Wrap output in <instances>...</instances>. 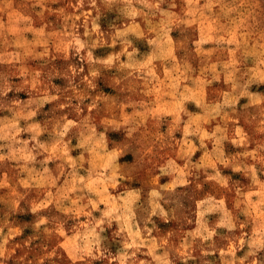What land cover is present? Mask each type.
I'll return each mask as SVG.
<instances>
[{
	"label": "rangeland",
	"instance_id": "rangeland-1",
	"mask_svg": "<svg viewBox=\"0 0 264 264\" xmlns=\"http://www.w3.org/2000/svg\"><path fill=\"white\" fill-rule=\"evenodd\" d=\"M0 264H264V0H0Z\"/></svg>",
	"mask_w": 264,
	"mask_h": 264
}]
</instances>
